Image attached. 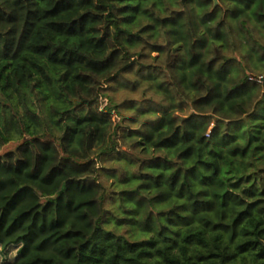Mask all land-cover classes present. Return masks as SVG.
I'll return each mask as SVG.
<instances>
[{"label": "trees", "instance_id": "obj_1", "mask_svg": "<svg viewBox=\"0 0 264 264\" xmlns=\"http://www.w3.org/2000/svg\"><path fill=\"white\" fill-rule=\"evenodd\" d=\"M103 84L161 101L115 125ZM23 139L0 264H264V0H0V150Z\"/></svg>", "mask_w": 264, "mask_h": 264}, {"label": "rangeland", "instance_id": "obj_2", "mask_svg": "<svg viewBox=\"0 0 264 264\" xmlns=\"http://www.w3.org/2000/svg\"><path fill=\"white\" fill-rule=\"evenodd\" d=\"M103 88H107V94L111 95L113 100L119 104L118 106V110H120V113H117L116 111L112 110V120L114 122V124H124V126L129 127V128H133L134 125L129 123V120L131 118L132 113L130 112V110L125 108V105L121 103L124 102L125 99H130L135 103L138 104H144L146 102H159L161 101L160 99L154 98L153 96H151L149 93H145V91H143L142 89H140L139 91H136L134 94H130V92L127 91H117L112 87H109L108 84H103L102 85ZM98 108L100 112H105L107 110V108H109L108 106V99L105 95L100 94L98 97ZM122 115V116H121ZM124 118V119H122ZM113 140V136L111 138ZM26 141V139H23L21 141L18 142H11L7 145H5L1 150H0V158L3 157L6 154L12 153L14 152L18 147H20L24 142ZM93 160H96L97 162V168L101 167L102 163L99 161V159H97L96 157L93 158ZM15 249L9 250V251H2L0 249V262H4V261H8L10 259H12L15 255Z\"/></svg>", "mask_w": 264, "mask_h": 264}, {"label": "water", "instance_id": "obj_3", "mask_svg": "<svg viewBox=\"0 0 264 264\" xmlns=\"http://www.w3.org/2000/svg\"><path fill=\"white\" fill-rule=\"evenodd\" d=\"M214 4V6H216L218 4V0H211Z\"/></svg>", "mask_w": 264, "mask_h": 264}]
</instances>
